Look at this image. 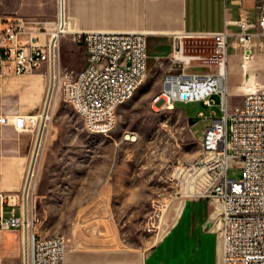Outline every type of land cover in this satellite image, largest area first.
Wrapping results in <instances>:
<instances>
[{"label": "rangeland", "instance_id": "rangeland-1", "mask_svg": "<svg viewBox=\"0 0 264 264\" xmlns=\"http://www.w3.org/2000/svg\"><path fill=\"white\" fill-rule=\"evenodd\" d=\"M20 1L0 0V22L19 15L52 30L53 25L43 24V16L17 10ZM56 14L57 9L54 18ZM232 41L227 40L229 113L241 105L248 92L259 88L264 76V50L257 49L243 69L241 51L233 48ZM169 44L147 40V77L128 102L111 111L113 126L107 133L91 131L88 112L71 102V85L86 61L84 49L73 35L60 38L54 77L45 66L35 72L46 74L45 78L33 77L29 85L34 92L31 103L38 108L31 109L23 101L18 110L27 118V130L6 136L17 147L29 148L21 171L24 183L12 190L26 200L37 236H62L67 248L151 254L148 264L215 263L214 225L220 206L210 196L209 178L200 164L205 157L200 139L210 120H199L197 114L208 117L214 113L219 118V97H211V108L201 103L176 102L173 108L153 105L170 71L172 55L182 49L183 55L177 56L184 61L194 56L210 58L212 43L201 36H185L171 39ZM200 65L204 64L191 60L186 72L205 71ZM12 88L0 85V93H12ZM50 89L48 103L40 104L42 94L47 99ZM31 116L36 117L34 122L29 120ZM126 136L134 140H126ZM10 162L18 163V159ZM4 174L14 183L16 172H0ZM227 177L240 180L236 163L230 162ZM13 240L7 238L5 243L11 245Z\"/></svg>", "mask_w": 264, "mask_h": 264}, {"label": "built area", "instance_id": "built-area-1", "mask_svg": "<svg viewBox=\"0 0 264 264\" xmlns=\"http://www.w3.org/2000/svg\"><path fill=\"white\" fill-rule=\"evenodd\" d=\"M232 5L252 3L255 21L242 10L236 21L223 32L201 36L212 43L210 58L187 57L182 49L172 55L166 87L156 96L155 107L173 108L178 103H201L211 108V97H219V118L211 113L199 120H210L200 142L205 157L201 165L208 175L210 196L220 206L216 235L217 264H264V76L259 88L248 92L239 107L228 112L227 40L241 51L242 65L248 64L255 51L264 50V0H229ZM57 14L51 31L41 22L19 15L0 22V75L34 74L46 67L54 77L58 43L69 30ZM41 30H44L41 32ZM41 35L44 36L41 39ZM76 43L82 45L86 61L73 83L71 102L83 107L91 120V131L107 133L111 102L129 98L131 88L145 81L150 70L147 35L144 33H109L73 30ZM191 60L204 65L203 72H186ZM11 125L15 131L27 130L25 116H2L0 126ZM230 162L241 170L238 181L228 179ZM34 215L18 191H0V232L21 230L23 264H63L66 240L62 236L39 237L34 233Z\"/></svg>", "mask_w": 264, "mask_h": 264}, {"label": "crops", "instance_id": "crops-1", "mask_svg": "<svg viewBox=\"0 0 264 264\" xmlns=\"http://www.w3.org/2000/svg\"><path fill=\"white\" fill-rule=\"evenodd\" d=\"M56 8L57 0H21L17 10L28 16L41 15L45 21L43 24L52 25ZM242 10L248 12L251 21H255L250 2H245L241 6L232 5L229 0H64L63 2L64 16L71 33L73 30L144 33L147 35V40L150 39L152 43L167 41L168 46L171 39L179 37L213 35L223 32L225 28L229 32H235L232 29L236 27L229 24L238 19ZM235 56L237 58V54ZM238 64L241 65V61ZM226 74L228 78L227 65ZM41 76L45 78L46 74L0 75V85H12L14 90L6 95L0 93V115L23 116L18 110V106L23 101H27L31 109L38 108L33 107L31 103L34 92L29 85L33 77ZM242 78L243 81L246 80V73ZM243 81L240 80V83ZM243 84L244 82L242 86ZM47 99L42 94L40 104L44 101L47 103ZM33 117L29 118L33 119ZM14 131L11 125L0 126V172L14 171L17 174L14 183L8 174L0 175V191H14L12 190L14 187H21L24 183V175L21 171L26 165L29 148L28 145L17 147L13 139L7 138L6 135ZM12 159H18V163L13 164L10 162ZM180 217L179 213L178 218ZM7 238L14 239L11 245L5 243ZM214 247L216 251V240ZM150 257L151 254L142 256L125 250L78 246L67 248L66 245L63 264H148ZM23 260L21 230L0 232V264H23ZM214 264H217L216 257Z\"/></svg>", "mask_w": 264, "mask_h": 264}, {"label": "bare ground", "instance_id": "bare-ground-1", "mask_svg": "<svg viewBox=\"0 0 264 264\" xmlns=\"http://www.w3.org/2000/svg\"><path fill=\"white\" fill-rule=\"evenodd\" d=\"M60 1V4H61V16L63 15V2L64 0H59ZM72 33L68 30L65 34V36L67 35H71ZM59 45H60V40H59V43H58V49H59ZM247 65L248 64H244L242 65V67H244L245 69L247 68ZM144 82L142 83H139L137 86L133 87L130 89L129 91V98H123L121 100H117L116 102H111V111L118 108L119 106L125 104L126 102H128L134 95L135 93L139 90V88L142 86ZM72 87V90H73V84L71 85ZM162 87H166V80H163L162 81ZM153 103H156V97L153 99ZM82 107V106H81ZM83 108V107H82ZM33 119H36V117L34 116ZM30 120V118H29ZM32 120V119H31ZM33 121V120H32ZM34 122V121H33ZM126 140H134V138L130 137V136H126ZM202 145V144H201ZM201 171V170H200ZM197 172V171H196ZM199 172V171H198ZM202 173V172H201ZM215 216V215H214Z\"/></svg>", "mask_w": 264, "mask_h": 264}, {"label": "water", "instance_id": "water-1", "mask_svg": "<svg viewBox=\"0 0 264 264\" xmlns=\"http://www.w3.org/2000/svg\"><path fill=\"white\" fill-rule=\"evenodd\" d=\"M51 87H52V85H51ZM50 95H51V89H50L49 94H48L47 103H48V101H49ZM28 184H29V179H28L27 184H26V189H27ZM210 226H211V222L207 223V225H206L205 228H206V229H209Z\"/></svg>", "mask_w": 264, "mask_h": 264}]
</instances>
